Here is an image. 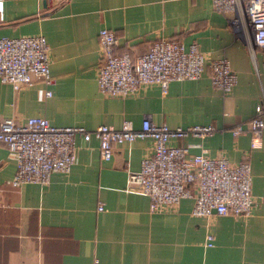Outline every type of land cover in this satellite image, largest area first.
Segmentation results:
<instances>
[{"label": "crops", "instance_id": "crops-1", "mask_svg": "<svg viewBox=\"0 0 264 264\" xmlns=\"http://www.w3.org/2000/svg\"><path fill=\"white\" fill-rule=\"evenodd\" d=\"M101 26L113 29L117 50L131 57L161 36L196 42L207 61L226 55L237 81L222 92L206 66L199 77L169 80L165 90L149 83L124 96L104 94L96 80ZM24 33L46 38L52 92L45 95L38 77L18 89L0 80V116L36 114L89 128L124 118L138 126L146 115L169 126L212 123L209 135L169 141L233 163L248 158L256 202L247 215L193 214L192 196L174 209L150 210L146 193L126 188L128 170L152 147L150 136L116 143L105 159L97 137L77 135L68 171L17 185L10 182L15 158L0 143V264H264V129L254 145L250 131L229 129L264 93V47L251 53V37L211 0H0V36Z\"/></svg>", "mask_w": 264, "mask_h": 264}, {"label": "built area", "instance_id": "built-area-1", "mask_svg": "<svg viewBox=\"0 0 264 264\" xmlns=\"http://www.w3.org/2000/svg\"><path fill=\"white\" fill-rule=\"evenodd\" d=\"M211 4L251 37V53L253 46L264 47V0H211ZM97 37L102 58L96 80L99 90L107 95L124 96L149 83H158L165 90L169 80L199 77L206 66L211 83L222 92L230 91L237 81V73L226 55L207 61L196 42L186 46L179 39L161 36L153 39L145 51L131 57L129 52L117 50L113 29L101 26ZM35 77L44 81L45 95L51 94L48 85L53 78L45 36L42 33L0 36V80L18 89ZM216 129L212 123L201 122L169 126L147 115L138 126L124 118L118 126L100 123L90 128L55 124L36 114L22 121L0 116V143L15 158L10 182L17 185L24 181L46 183L51 171H68L75 159L77 135L84 139L97 137L100 154L105 159L111 156L116 143L150 136L153 138L150 151L142 156L139 168L128 170L126 181L127 189L149 196L150 210L174 209L181 197L192 196L193 214L247 215L256 202L251 192L248 158L233 163L223 153L211 156L205 148L188 153L184 145L169 141L189 134L204 137ZM229 129L233 134L248 130L252 133L251 144L257 142L264 129V93L254 111ZM102 207V203L97 205L98 209ZM212 243L213 235L207 233L206 244Z\"/></svg>", "mask_w": 264, "mask_h": 264}]
</instances>
